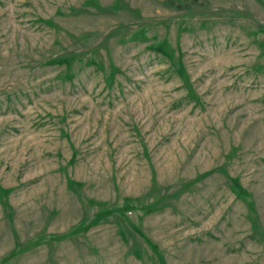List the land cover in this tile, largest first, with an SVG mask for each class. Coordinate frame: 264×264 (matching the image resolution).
I'll list each match as a JSON object with an SVG mask.
<instances>
[{"label":"rangeland","instance_id":"obj_1","mask_svg":"<svg viewBox=\"0 0 264 264\" xmlns=\"http://www.w3.org/2000/svg\"><path fill=\"white\" fill-rule=\"evenodd\" d=\"M0 264H264V0H0Z\"/></svg>","mask_w":264,"mask_h":264}]
</instances>
